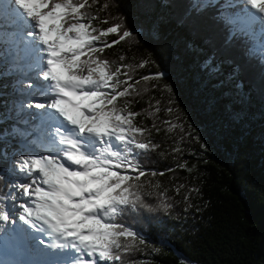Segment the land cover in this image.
<instances>
[{
	"label": "trees",
	"instance_id": "1",
	"mask_svg": "<svg viewBox=\"0 0 264 264\" xmlns=\"http://www.w3.org/2000/svg\"><path fill=\"white\" fill-rule=\"evenodd\" d=\"M89 3V13L98 15L95 27L123 23L133 33L103 56L114 61L113 67L131 66L122 73L129 72L135 90L118 105L131 101L129 109L140 113L134 122L148 129L144 138L159 145L140 157L149 170L140 183L151 193L146 200L154 209L126 217L145 243L137 240L131 253H122L123 264H264V47L258 34L236 18L230 0ZM142 61L147 63L138 67ZM9 67L0 60L4 194L15 155L25 153L13 132L21 126L10 117L17 111L11 109L10 92L20 78ZM155 73L164 75L141 79ZM167 107L173 108L171 114ZM165 120L183 127L169 131ZM183 164L188 167H178Z\"/></svg>",
	"mask_w": 264,
	"mask_h": 264
},
{
	"label": "snow or ice",
	"instance_id": "2",
	"mask_svg": "<svg viewBox=\"0 0 264 264\" xmlns=\"http://www.w3.org/2000/svg\"><path fill=\"white\" fill-rule=\"evenodd\" d=\"M244 3L247 17L264 20V0ZM90 7L89 0H0V45L15 47L14 67L22 74L37 69V77H42L39 85H28L31 100L20 105L37 111L23 121L26 127L13 128L25 142V153L15 155L7 171L10 180L7 194L0 192V222L15 226L18 219L22 240L69 253L63 264H123L122 253H131L137 240L145 243L126 217L154 209L146 200L151 193L140 183L149 171L140 157L159 145L144 138L148 129L134 122L140 113L129 109L131 101L118 105L119 98L135 90L129 72L122 73L131 66L113 67L114 61L103 56L106 48L133 33L123 23L95 27L98 15L90 14ZM109 35L117 38L108 41ZM121 74L126 79L121 80ZM163 75L141 79L159 80ZM159 105L155 101L157 113ZM164 110L171 114L173 108ZM163 123L169 131L183 127L170 120ZM17 172L23 181L14 179ZM161 206L171 207L166 202Z\"/></svg>",
	"mask_w": 264,
	"mask_h": 264
},
{
	"label": "rangeland",
	"instance_id": "3",
	"mask_svg": "<svg viewBox=\"0 0 264 264\" xmlns=\"http://www.w3.org/2000/svg\"><path fill=\"white\" fill-rule=\"evenodd\" d=\"M235 2V5L233 6V10H235L236 12L240 14H244L242 16V18L244 19V17L246 16V5L244 3V0H233ZM240 9V11H239ZM243 11V12H241ZM255 21V22H254ZM259 22V23H258ZM249 25H253V30H258V32L260 33L261 31L260 26L264 27V20H260L258 18H254L252 19L251 22H247ZM261 24V25H260ZM259 26V27H258ZM2 48V45H0V49ZM12 49L10 50V53L3 50H0V60H3L4 64H8L9 66H12L13 69H11L9 67V69L11 70L12 73H16L18 76H20L23 80V83H21V81H15V90L13 92H10V95L13 97V99H10L11 102V109L13 108H18V112L15 113V115H13V117H16L15 120L16 122L21 125V128L26 127V125L23 124V121L25 119H29V113L32 112H36L37 110L32 108V109H21L20 105L21 104H28L31 100V97L29 95V93L32 91V89H30L28 87V85L30 83L39 85L42 81L41 78H38L35 72V69H32L31 71H27L26 72V76L24 74H22L18 68L14 67V64L16 63V57L14 55V53L16 52V49L14 51H12ZM15 57V58H14ZM28 63H33L31 61H28ZM26 67V65H25ZM5 72V71H4ZM3 73V72H1ZM33 79H36V81L39 80V82H34ZM17 98V99H14ZM20 137V136H19ZM21 140H23V138L21 137ZM24 141V140H23ZM41 154H47V152H45L44 150H39ZM23 181L24 177L23 174L17 172L15 174L14 179H18ZM12 202H9V207L11 205ZM19 221L17 220V223ZM13 225L11 224H4L3 222L0 223V232H1V240H0V264H19V259L18 258H13L16 253H14L13 251L9 252L6 247L9 244V241H11L12 238V234H11V227Z\"/></svg>",
	"mask_w": 264,
	"mask_h": 264
},
{
	"label": "bare ground",
	"instance_id": "4",
	"mask_svg": "<svg viewBox=\"0 0 264 264\" xmlns=\"http://www.w3.org/2000/svg\"><path fill=\"white\" fill-rule=\"evenodd\" d=\"M255 22V21H254ZM259 23V22H258ZM261 25V24H260ZM259 27V26H258ZM15 58V57H14Z\"/></svg>",
	"mask_w": 264,
	"mask_h": 264
}]
</instances>
